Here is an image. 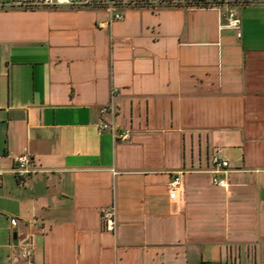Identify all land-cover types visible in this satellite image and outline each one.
<instances>
[{"label": "crops", "instance_id": "1", "mask_svg": "<svg viewBox=\"0 0 264 264\" xmlns=\"http://www.w3.org/2000/svg\"><path fill=\"white\" fill-rule=\"evenodd\" d=\"M125 1L0 9V264H264V0Z\"/></svg>", "mask_w": 264, "mask_h": 264}, {"label": "built area", "instance_id": "2", "mask_svg": "<svg viewBox=\"0 0 264 264\" xmlns=\"http://www.w3.org/2000/svg\"><path fill=\"white\" fill-rule=\"evenodd\" d=\"M136 5V3H132ZM246 4L245 1H235V0H225L221 3H210L202 6L217 7L226 6L228 8V21L221 25V29H232L240 30L241 28V17L239 13V6ZM131 5L125 0H10L8 2H0V9H21V10H36L40 8H86V7H104L111 12L110 23L118 20L124 19V12L120 8ZM102 23L100 26H104ZM116 93V91H114ZM101 120L98 124L100 131H109L115 140L117 141H127L130 138V133L128 131L120 130L116 124L110 122L106 116L109 114H116V106H103L100 111ZM17 166L15 168V173L19 179L25 178L28 175L34 173L32 168V159L28 154H21L16 158ZM212 172L215 174L213 178V183L219 186H226L227 182L224 179H220L217 175L221 172H226L230 168V163L228 160L221 158L218 155L213 156L211 162ZM0 173V183H1ZM181 185V176L175 177L171 182V199L177 197V189ZM103 221L105 227L109 231H114L116 228V208L114 205L106 208L102 212ZM22 256L27 261L28 264H34V248L31 243L25 245L21 251Z\"/></svg>", "mask_w": 264, "mask_h": 264}, {"label": "trees", "instance_id": "3", "mask_svg": "<svg viewBox=\"0 0 264 264\" xmlns=\"http://www.w3.org/2000/svg\"><path fill=\"white\" fill-rule=\"evenodd\" d=\"M142 4H143V3H136L137 6H140V5H142ZM198 4L200 5V3H197V5H198ZM201 5H202V4H201Z\"/></svg>", "mask_w": 264, "mask_h": 264}]
</instances>
